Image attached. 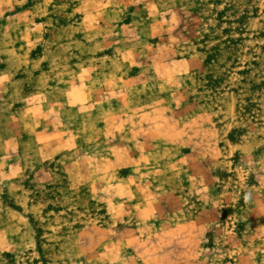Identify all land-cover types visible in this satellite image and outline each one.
<instances>
[{
	"label": "rangeland",
	"instance_id": "obj_1",
	"mask_svg": "<svg viewBox=\"0 0 264 264\" xmlns=\"http://www.w3.org/2000/svg\"><path fill=\"white\" fill-rule=\"evenodd\" d=\"M0 264H264V0H0Z\"/></svg>",
	"mask_w": 264,
	"mask_h": 264
}]
</instances>
